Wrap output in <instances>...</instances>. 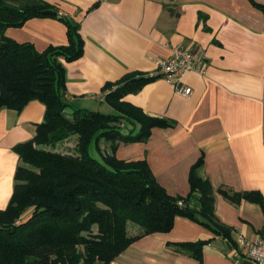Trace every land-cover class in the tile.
<instances>
[{"label": "crops", "instance_id": "0c3cea01", "mask_svg": "<svg viewBox=\"0 0 264 264\" xmlns=\"http://www.w3.org/2000/svg\"><path fill=\"white\" fill-rule=\"evenodd\" d=\"M2 1L56 12L5 31L39 52L67 45L64 20L77 26L82 56L70 63L59 60L67 114L72 109L113 114L110 92L129 78H151L174 47L192 52L199 69L184 76L190 96H178L170 84L152 78L122 97L124 106L166 126L152 128L144 142L118 143L114 155L123 162L145 161L169 196L198 212L200 195L189 185L193 168L209 185L213 218L229 231L232 244L204 224L177 216L168 233L141 237L112 264H242L236 240L264 239V210L245 199L232 202L222 192L257 193L264 202V0ZM45 112L36 100L19 111L0 110V212L13 194L15 147L33 138ZM139 129L135 126L133 135ZM111 144L100 141V150ZM134 231L131 236L140 233ZM199 241L204 242L200 260L178 249Z\"/></svg>", "mask_w": 264, "mask_h": 264}, {"label": "trees", "instance_id": "16d2710c", "mask_svg": "<svg viewBox=\"0 0 264 264\" xmlns=\"http://www.w3.org/2000/svg\"><path fill=\"white\" fill-rule=\"evenodd\" d=\"M46 10L14 7L0 0V110L19 111L34 100L46 108L33 138L15 147L19 165L13 194L0 212V264H112L141 237L168 233L177 216L197 224L204 218L214 234L230 242L229 231L213 218L211 189L193 168L189 185L191 193L200 195L198 212L179 206L178 199L156 183L145 161L123 162L114 155L118 143L144 142L152 128L166 126V121L120 103L124 95L135 93L152 78H129L107 95L116 111L122 109L123 118L140 126L134 135L110 126L119 118L113 114L82 109L65 113L69 105L63 102L65 70L59 60L70 63L82 56L77 26L64 20L67 45L41 52L5 35L7 28H19ZM70 137L75 138L73 154L49 149ZM102 140L112 143L107 153L100 150ZM92 146L100 158L89 154ZM222 193L232 202L245 199L264 210L257 193ZM25 204L33 208L31 215L14 224L13 217ZM128 223L140 233L128 235ZM203 244H180L178 249L200 260Z\"/></svg>", "mask_w": 264, "mask_h": 264}, {"label": "built area", "instance_id": "2783aa9c", "mask_svg": "<svg viewBox=\"0 0 264 264\" xmlns=\"http://www.w3.org/2000/svg\"><path fill=\"white\" fill-rule=\"evenodd\" d=\"M198 69L194 64V57L190 50L174 47L167 59L157 62V71L150 77L164 80L173 87L176 95L188 97L192 91L184 83V76L188 72L198 71ZM236 249L242 261H248L251 264H264V239L248 241L244 237L238 236Z\"/></svg>", "mask_w": 264, "mask_h": 264}, {"label": "rangeland", "instance_id": "374dc122", "mask_svg": "<svg viewBox=\"0 0 264 264\" xmlns=\"http://www.w3.org/2000/svg\"><path fill=\"white\" fill-rule=\"evenodd\" d=\"M121 110L122 109H120V113H119V111H116L113 113V116L119 117V118H118V121H114L113 123H111L110 126L119 130L122 134H125V135L131 134L134 132L133 129L135 128V125L131 121L122 117L124 115V112L121 113ZM102 141H104V140H102ZM74 144H75V138L70 137L69 139H67L63 142L58 143L52 149L51 148H49V149L53 150L55 152H58V153L73 154L74 153ZM91 149H93V148H91ZM91 149H90L91 155L97 157L98 153H96L95 151H92ZM107 150H109V149H106L103 153H107ZM97 158H100V156ZM28 205L29 204H25L24 207L19 210L18 214L13 217V220H14L13 223L14 224H18L20 221H24V220L28 219V217L31 215L33 208L29 207ZM134 229L141 231L138 227L128 223L127 234L133 235L135 232Z\"/></svg>", "mask_w": 264, "mask_h": 264}, {"label": "water", "instance_id": "95a60500", "mask_svg": "<svg viewBox=\"0 0 264 264\" xmlns=\"http://www.w3.org/2000/svg\"><path fill=\"white\" fill-rule=\"evenodd\" d=\"M40 15H45V16H55L56 13L53 12V11L46 10V11H41V12H40ZM199 220H200V222H201L202 224H204L205 226H208V227L212 228L211 223L208 222L207 220H205L204 218H200ZM226 244L229 246V243H226ZM242 264H251V263L248 262V261H243Z\"/></svg>", "mask_w": 264, "mask_h": 264}]
</instances>
